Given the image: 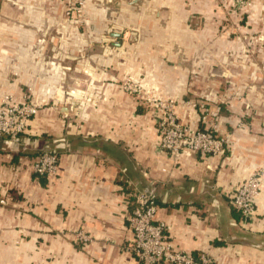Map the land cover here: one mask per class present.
Wrapping results in <instances>:
<instances>
[{"label":"crops","instance_id":"obj_1","mask_svg":"<svg viewBox=\"0 0 264 264\" xmlns=\"http://www.w3.org/2000/svg\"><path fill=\"white\" fill-rule=\"evenodd\" d=\"M114 1L108 12L103 0L86 3L77 25L62 0H0V104L10 95L41 106L27 152L0 139V264H138L128 217L133 190L148 179L175 247L217 264H264V178L245 225L228 203L264 170V0L237 16L222 0ZM77 61L90 64L83 74ZM76 78L85 81L80 103L70 94ZM140 97L174 101L183 123L198 129L188 104L219 105L230 149L173 161L156 150V112ZM67 110L83 113L78 123ZM60 138L68 149L57 176L37 178L34 155Z\"/></svg>","mask_w":264,"mask_h":264},{"label":"built area","instance_id":"obj_2","mask_svg":"<svg viewBox=\"0 0 264 264\" xmlns=\"http://www.w3.org/2000/svg\"><path fill=\"white\" fill-rule=\"evenodd\" d=\"M252 1L222 0V5L230 15L237 16L245 13ZM86 3L87 0H62L66 17L74 24L81 23ZM120 31L123 39L128 38L130 31L124 29ZM124 86L133 93L139 92L131 81L125 82ZM140 99L147 101L143 97ZM148 101L156 112V150L166 153L173 161L178 162L181 157L197 154L215 157L230 149L231 136L219 133L221 112L219 105L210 103L208 99L192 104L186 103L197 110L199 121L204 125L203 129H198L183 123L175 110L174 101L159 99ZM40 110L41 106L28 96L21 100H16L10 95L5 96L0 104V139L7 138L12 143L25 144L29 138L27 136L29 122ZM56 149L57 147H47L34 155L31 169L37 178L50 182L57 176L60 153ZM261 177H264V170L249 176L228 195L230 207L240 212L243 218L242 225L251 219L254 212L256 199L261 190ZM148 182L144 189L133 190V208L128 217L130 231L128 250L138 264H217L216 258L210 254H194L175 247L169 235L170 226L156 217L159 210L157 186L151 179H148ZM5 204L6 199H0V205ZM77 238L83 243L88 242L85 235L78 234Z\"/></svg>","mask_w":264,"mask_h":264},{"label":"rangeland","instance_id":"obj_3","mask_svg":"<svg viewBox=\"0 0 264 264\" xmlns=\"http://www.w3.org/2000/svg\"><path fill=\"white\" fill-rule=\"evenodd\" d=\"M95 1L96 0H87V3L88 2H95ZM106 1L107 0H103V2H105V4H103V7H104L103 10H105V11L108 12L109 9H107V8H109V5H106ZM110 1L112 3L115 2L114 0H110ZM111 12H113V11H111ZM82 22H83V16H82L81 23ZM81 23L77 22L76 24L77 25H80ZM110 27H112L114 30L117 28V31H119L120 29H123L124 28V27H120V25L115 26L114 23L111 24ZM83 50L84 49H82V48L81 49H78V51H79V54L78 55H79V58H81V59L84 58V51ZM111 50H113V49L110 48V49L107 50V52L105 53L106 57L109 56ZM86 56H88V55L86 54ZM88 65H90V64H84L83 61H81V62H78L77 61V64H76V72L77 73L78 72H82L81 74H83L85 72V70H87ZM97 66L98 65H93L94 68H96ZM60 67H61V69L63 67L65 71H68V65L67 64L60 65ZM75 83H76V90L70 92V94H71L72 100L75 99V100L78 101L77 103H80L82 101V99H83L82 98L83 97L82 92H83V87H84L83 85L85 84V81L83 79H81V78H76ZM74 97H77V99L74 98ZM77 108H79V106H77ZM62 114L65 115L66 118L69 119V120H71L72 122L74 121V122L78 123L77 120H79V118L82 117V114L83 113L82 112H78V111L67 110V111L63 112Z\"/></svg>","mask_w":264,"mask_h":264},{"label":"water","instance_id":"obj_4","mask_svg":"<svg viewBox=\"0 0 264 264\" xmlns=\"http://www.w3.org/2000/svg\"><path fill=\"white\" fill-rule=\"evenodd\" d=\"M135 1H137V0H135ZM8 143H9V145L14 144L15 146H18V147L20 146V147H22V149H24L27 152V150L25 148L28 145V141L25 144H15V143H12L11 141H8ZM47 147L48 148L57 147L56 150H57V152L60 153V152L66 151L68 149V142H67V140L65 138H60V139H55V140H47V142L45 143L43 149L38 151V153L43 151ZM148 184H149V182L147 180V183L144 186H142L141 188H139V189H144L145 187H147ZM157 198H158V196H157Z\"/></svg>","mask_w":264,"mask_h":264},{"label":"trees","instance_id":"obj_5","mask_svg":"<svg viewBox=\"0 0 264 264\" xmlns=\"http://www.w3.org/2000/svg\"><path fill=\"white\" fill-rule=\"evenodd\" d=\"M133 194V193H132ZM133 202V201H132ZM232 213H233V215H234V217L236 218V219H239V218H241L242 216H241V214H240V212H238V211H236V210H232Z\"/></svg>","mask_w":264,"mask_h":264}]
</instances>
